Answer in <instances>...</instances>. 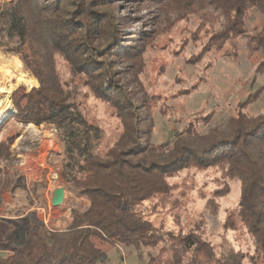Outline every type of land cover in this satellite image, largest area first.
Returning <instances> with one entry per match:
<instances>
[{
  "label": "trees",
  "instance_id": "obj_1",
  "mask_svg": "<svg viewBox=\"0 0 264 264\" xmlns=\"http://www.w3.org/2000/svg\"><path fill=\"white\" fill-rule=\"evenodd\" d=\"M145 9L157 11L147 18L141 16ZM253 9L264 26V0H10L0 4V50L18 55L39 83L30 90L19 85L10 96L14 111L0 122V191L9 188L15 201L22 195L25 202L17 201L13 212L0 214V264H103L109 261L112 247L146 249L149 264H264V113L255 116L244 110L259 98L260 90L243 101L228 130L205 134L190 121L170 139L156 143L152 138L155 104L147 94L129 88L135 80L123 75L126 65L127 70L134 69L135 62L155 47L152 41L159 27L175 20L169 13L176 19L198 14L211 21L214 12L224 19L222 29L211 33L202 47L203 54L229 47L227 55L237 57L240 41L246 38L248 46L260 50L264 27L261 34H251L246 26ZM135 23L140 24L138 29L124 34ZM125 35H129L126 44ZM127 73L134 76L131 70ZM87 97L112 108L119 122L114 141L102 143L106 130L89 116L83 102ZM13 120L54 128L62 151L51 152L48 161L59 162L68 188L89 201L84 209L73 208L63 229L36 215L37 207H48L47 181L29 183L13 168L12 146L21 131L2 133ZM207 175L211 178L205 188L176 182L185 177L198 183L197 178ZM235 186L239 193L233 211L254 245L253 252L222 244L219 254L205 238L203 222L176 235L139 210L143 202L156 197L166 206L175 204L174 195L175 205L183 207L194 194L200 203L204 201L205 209L218 213ZM226 226L229 231L237 229L235 221ZM170 239L168 259L152 253Z\"/></svg>",
  "mask_w": 264,
  "mask_h": 264
},
{
  "label": "rangeland",
  "instance_id": "obj_2",
  "mask_svg": "<svg viewBox=\"0 0 264 264\" xmlns=\"http://www.w3.org/2000/svg\"><path fill=\"white\" fill-rule=\"evenodd\" d=\"M5 1L10 0H0V4ZM156 11V9L151 11L145 9L141 12V16L151 18ZM172 11L176 12L177 9L172 8ZM173 14L169 13V17L175 19L174 21L168 20L159 27V33L152 41L155 47H150L144 58L135 62L134 69H129L134 76L127 73L129 66L126 64V69L125 65L118 69L121 72V67L125 69L126 73L123 75L126 80H135L134 85H129V88L138 94H147L151 102L155 104L157 110L153 113L155 122L153 141L165 142L175 131L183 130L190 121L205 134L214 130H228L230 119L238 114L240 105L249 94L258 90H260L259 98L244 110L255 116L264 113V65H260L264 62V47L260 50L252 49L248 46L250 43L246 38L240 41L242 49L237 57L227 55L229 47L203 54L202 47L209 40L211 33L214 34L222 29L224 19L213 12L209 17L213 24L211 25V21L202 20L198 14L180 19H176ZM261 21L260 14L254 9L251 10L246 18V26L252 30L251 34L262 33ZM139 25L135 23L126 28L124 34L138 29ZM128 36H124V44L128 42ZM20 76L30 78L32 74L24 69L18 55L4 53L0 50V87L7 92L0 94V116L2 110L8 107L3 118L14 111L10 97L12 92L21 84L26 85L28 90L34 87L21 82ZM146 98L145 96L144 99ZM83 102L86 110L90 111L91 119L98 121L106 130L102 143L107 144V142L114 141L115 136L118 135L119 122L112 108L93 97H87L83 99ZM17 130L21 131V135L16 138L12 146L13 168L24 174L29 183L40 180H46L48 183L44 197L48 200L49 207H37L38 218H46V223L54 226L55 221L62 214L61 209L64 212L68 211L70 215L73 208L84 209L87 204L84 201L86 198L78 196L75 191L68 188L62 177L61 164L48 161L52 157L51 152L62 151L54 128L47 124L36 126L13 120L2 130V133L11 134ZM210 178V175L204 178L201 176L197 178L201 182L197 183L194 178L180 177L176 182L180 186L187 184L205 188V181ZM58 186L65 187V201L60 206L53 207L50 199L53 188ZM238 193L239 188L235 186L229 198L224 199L218 213L205 209L204 201L200 203V199L194 194L188 197L183 207L175 205L178 204V201H175L178 197L174 195L175 204L166 206L156 197L143 202L139 210L156 226H163L164 231L172 230L171 232L176 235L180 232H188L198 221L203 222L204 236L212 241L219 254H221L222 244L253 252L254 245L246 237L239 218L233 211L238 203ZM19 198L18 196L15 201L9 188L2 189L0 191V214H5L7 210L13 212L17 207V201L21 204L25 203L21 202L22 195ZM233 221L237 229L229 231L226 224H231ZM170 242L173 241L170 239L160 243L158 249L152 253L160 254L165 260L168 259ZM108 254L109 261L103 264H149L148 252L143 248L112 247Z\"/></svg>",
  "mask_w": 264,
  "mask_h": 264
},
{
  "label": "crops",
  "instance_id": "obj_3",
  "mask_svg": "<svg viewBox=\"0 0 264 264\" xmlns=\"http://www.w3.org/2000/svg\"><path fill=\"white\" fill-rule=\"evenodd\" d=\"M30 125H33V124H30ZM56 187H54L53 188V190L55 189ZM84 201H86L85 203H87L86 204V206H88L89 205V201L88 200H84ZM48 207H49V203H48ZM44 210V209H43ZM61 212H62V214L59 216V218L55 221L56 222V224H54V226L53 225H50L49 224V226H52V227H54V228H56V229H63V228H65L67 225H68V223L70 222V220H71V216H72V214L70 215V213L68 212V211H63V209H61ZM64 215V216H63ZM49 216V215H48ZM46 217V216H45ZM62 217V218H61ZM45 219V221H47L46 220V218H44Z\"/></svg>",
  "mask_w": 264,
  "mask_h": 264
},
{
  "label": "water",
  "instance_id": "obj_4",
  "mask_svg": "<svg viewBox=\"0 0 264 264\" xmlns=\"http://www.w3.org/2000/svg\"><path fill=\"white\" fill-rule=\"evenodd\" d=\"M65 193H66V190H65V187L64 186H58V187H56L53 190L52 196H51V199H50L51 205L53 207H58L61 204H63L64 201H65Z\"/></svg>",
  "mask_w": 264,
  "mask_h": 264
},
{
  "label": "bare ground",
  "instance_id": "obj_5",
  "mask_svg": "<svg viewBox=\"0 0 264 264\" xmlns=\"http://www.w3.org/2000/svg\"><path fill=\"white\" fill-rule=\"evenodd\" d=\"M18 62H20L19 60H17ZM21 65V64H20ZM20 78V80H21V82H24V83H26V84H29L30 86H37L38 85V81L36 80V78L35 77H33V76H31L30 78H26L25 76H23V77H19ZM19 80V81H20ZM5 90V89H4ZM3 90V88H1L0 87V94L2 95V93H7L6 91H4ZM0 95V96H1ZM3 98V97H2ZM8 108V107H7ZM7 108H4L3 110H2V113H1V116H0V121H1V119L5 116V114H6V112H5V110L7 109Z\"/></svg>",
  "mask_w": 264,
  "mask_h": 264
}]
</instances>
